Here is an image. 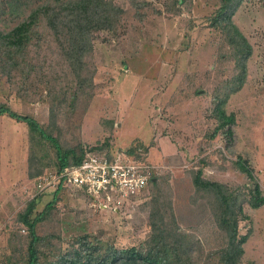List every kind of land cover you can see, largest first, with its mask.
<instances>
[{"label": "rangeland", "instance_id": "rangeland-1", "mask_svg": "<svg viewBox=\"0 0 264 264\" xmlns=\"http://www.w3.org/2000/svg\"><path fill=\"white\" fill-rule=\"evenodd\" d=\"M114 1L125 9L123 26L118 34L95 33L88 57L94 67L93 95L72 110L68 104L59 112L54 109V132L62 145L76 149L90 143L136 149L159 165L156 180L115 208L98 207L76 188L59 190L36 225L47 236L42 246L46 259H56L57 248L65 250L82 234L102 249L139 246L149 233L153 195L171 202L180 228L199 239L203 255L220 247L224 236L208 196L196 191L191 180L192 169L200 168L203 177L235 188L249 215L238 224L240 232L250 233L240 264H264V205L252 208L243 199L248 177L237 165L238 157L246 159L264 191V0H243L233 15L252 50L243 84L225 102L226 110L235 112L229 144L222 132L211 135L217 123L214 96L223 94L235 71L223 34L210 22L218 0H144L138 8L133 0ZM9 9L10 3L0 0V26L5 28L17 20ZM0 101L43 124L49 121L45 90L18 95L0 75ZM27 134L24 121L0 115V264L26 261L29 236L19 230L17 216L32 187ZM53 196V191L39 195L30 216Z\"/></svg>", "mask_w": 264, "mask_h": 264}, {"label": "trees", "instance_id": "trees-1", "mask_svg": "<svg viewBox=\"0 0 264 264\" xmlns=\"http://www.w3.org/2000/svg\"><path fill=\"white\" fill-rule=\"evenodd\" d=\"M242 1L218 0L210 16L211 24L220 29L234 60L232 79L225 83L226 89L221 96H214L213 113L217 123L211 134L222 132L228 144L232 141L235 112L227 111L225 102L243 84L246 62L252 50L248 38L233 20ZM7 2L10 3L9 11L17 20L8 28L0 26V75L6 77L18 95L32 96L37 89L40 92L45 90L51 105L49 121L43 124L33 115L21 113L0 101V115H8L27 125L28 174L34 177L44 166L51 164L49 168L59 170L80 161L82 147L76 149L62 145L54 132L57 128L54 109L59 112L64 104H68L67 108L72 110L76 103L91 98L94 67H89L88 57L93 51L95 33L107 30L118 34L123 26L125 9L114 0ZM144 4V0L132 1L134 8ZM61 63L65 67L57 69ZM247 164L246 159L238 157L237 165L248 177L243 199L250 207L257 208L264 204V191ZM191 174L195 190L208 196L214 210V218L224 236L220 247L203 255L199 239L180 228L171 202L153 195L149 199V233L139 246L107 245L102 249L87 234H82L74 237L65 250L57 248L56 259L47 260L42 247L47 236L40 235L36 225L55 202L59 192L56 189L52 200L36 215L30 216L37 197L29 200L17 216L19 230L28 232L29 236L25 264H240L243 244L250 233L238 230L239 221L249 215L243 210L236 189L203 177L200 168L192 169ZM155 180L152 178L151 182Z\"/></svg>", "mask_w": 264, "mask_h": 264}, {"label": "built area", "instance_id": "built-area-1", "mask_svg": "<svg viewBox=\"0 0 264 264\" xmlns=\"http://www.w3.org/2000/svg\"><path fill=\"white\" fill-rule=\"evenodd\" d=\"M134 151L125 152L102 143L84 144L78 163L59 170L45 168L32 178L28 201L46 191L76 188L96 200L98 207L115 208L117 203L120 205L145 188L158 171L157 163Z\"/></svg>", "mask_w": 264, "mask_h": 264}, {"label": "crops", "instance_id": "crops-1", "mask_svg": "<svg viewBox=\"0 0 264 264\" xmlns=\"http://www.w3.org/2000/svg\"><path fill=\"white\" fill-rule=\"evenodd\" d=\"M264 205V204H263ZM262 206V205H261ZM260 207V206H259ZM259 207H257V208H259Z\"/></svg>", "mask_w": 264, "mask_h": 264}]
</instances>
